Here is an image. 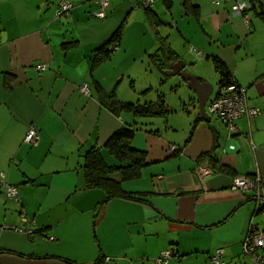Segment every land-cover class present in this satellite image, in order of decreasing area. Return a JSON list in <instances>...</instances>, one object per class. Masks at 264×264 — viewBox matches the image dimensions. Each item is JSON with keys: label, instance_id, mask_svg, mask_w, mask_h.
<instances>
[{"label": "crops", "instance_id": "0c3cea01", "mask_svg": "<svg viewBox=\"0 0 264 264\" xmlns=\"http://www.w3.org/2000/svg\"><path fill=\"white\" fill-rule=\"evenodd\" d=\"M143 1L108 0L98 19L96 0H0V173L19 199L0 186V264H157L165 250L171 251L165 264H211L216 250L224 264H253L242 245L250 223L264 230V206L230 185L234 176L251 175L264 184V19L258 15L264 0L254 7L250 0H154L148 12ZM236 1L245 2L244 15L232 12ZM60 2L72 10L57 16ZM120 26L117 48L93 66L94 50ZM173 33L211 64L212 56L220 58L245 89L247 104L259 108V115L235 121L237 134L229 137L221 122L203 120L198 110L187 111L181 123L170 112L116 116L101 102L140 100L131 95L132 77L125 92L118 87L139 60L153 62L162 83L180 79L167 72L181 59L185 71L212 86L210 102L219 91L214 67L215 83L203 68L190 69L169 41ZM160 37L176 59L163 58ZM37 64L47 67L38 72ZM83 84L89 94L80 91ZM30 124L38 130L35 145L23 142ZM130 124L136 128L131 145L146 151V163L138 178L121 183L130 197L105 201L102 188L86 187L83 156L95 146L112 165L105 143ZM198 167L215 169L199 178Z\"/></svg>", "mask_w": 264, "mask_h": 264}, {"label": "trees", "instance_id": "16d2710c", "mask_svg": "<svg viewBox=\"0 0 264 264\" xmlns=\"http://www.w3.org/2000/svg\"><path fill=\"white\" fill-rule=\"evenodd\" d=\"M250 2L253 4V7L255 3H260L259 0H250ZM258 9V15H260L264 19V6L259 5ZM144 10L148 12L150 10V7ZM122 28L123 27L120 26L108 41L94 50V55L92 57L93 66L110 57L114 50H111L109 46L111 44L118 45L122 33ZM158 40V49L163 52L162 56L166 60V62L169 59H176L178 57L177 54L170 48L166 37H160L158 38ZM156 57L157 53L152 54V61H156ZM212 64L215 72L218 75L219 90L230 84H236L233 76L228 71L225 63L220 58H218L217 56H212ZM162 66L163 65L161 64L159 68H161ZM106 97L111 99V92L107 94ZM101 102L107 107L110 112L114 113L116 116H118L121 112H129L137 117L150 118L158 116L164 118L170 112L161 97L157 101H148L144 103L120 102L115 100L109 102H105V100H103ZM207 113L211 114L208 110ZM218 120L220 119L218 118ZM222 124L224 125V123ZM135 131L136 128L132 124L128 125L127 127H121L117 129L106 141L105 148L115 161L112 165H109L105 162L100 153V150L95 146L90 147L84 153V177L86 187L102 188L105 193V201L114 197H130L129 192L122 189L121 183L125 180L138 178L141 174V170L146 163V151L136 149L131 145V141L134 137ZM176 149V151L180 150L178 148ZM176 151H173L171 153L175 154ZM206 155L209 156L208 158H212V160L214 159V156H212L211 154ZM212 168L210 169L213 171V169L215 168ZM253 176L254 175L245 177ZM262 187L264 188L263 183ZM251 193L254 196V193Z\"/></svg>", "mask_w": 264, "mask_h": 264}, {"label": "built area", "instance_id": "2783aa9c", "mask_svg": "<svg viewBox=\"0 0 264 264\" xmlns=\"http://www.w3.org/2000/svg\"><path fill=\"white\" fill-rule=\"evenodd\" d=\"M154 0H144L141 3V6L144 9L149 8ZM221 0H213V3L219 4ZM99 4L98 10L92 12V16L98 19H102L106 16V8L108 6V0H96ZM73 8V4L70 2H60L58 9L56 10V15H65L68 14ZM231 10L234 14L244 15L247 6L245 2L236 1L232 4ZM245 23L248 25V20L245 19ZM111 50L117 48L116 44H111L109 46ZM47 67L46 64H37L36 71H43ZM80 91L83 94H89V88L87 85L83 84L80 86ZM208 111L211 114H214L218 117L222 123L226 126L229 136L237 134V127L235 121L239 118L246 117L252 118L260 114L258 107H250L247 104L246 91L245 89L237 86L236 84H230L226 87H223L219 90L218 94L209 102ZM39 140L37 128L30 124L24 136L23 142L29 145L37 144ZM177 147L172 146L171 150H175ZM213 171L210 168H201L196 169V175L199 178L201 176L211 175ZM0 186H3L6 190L8 198L19 202L18 194L16 187L10 184H7L4 181V174L0 173ZM231 190L239 191H251L254 193V198L256 201L257 207L261 205L264 206V188L262 187V182L258 175L253 177H237L235 176L232 179L230 185ZM21 221L24 225L28 224V219L25 215L21 214ZM10 230L19 232V233H32L31 228L27 226H7ZM52 240V238H49ZM242 252L245 256L249 257L253 264H264V230L258 229L253 223H250L247 235L242 245ZM171 256L170 250H165L160 253L159 257L155 260L157 264H165ZM211 264H224L221 261V251L216 250L210 257Z\"/></svg>", "mask_w": 264, "mask_h": 264}, {"label": "rangeland", "instance_id": "374dc122", "mask_svg": "<svg viewBox=\"0 0 264 264\" xmlns=\"http://www.w3.org/2000/svg\"><path fill=\"white\" fill-rule=\"evenodd\" d=\"M190 25L191 27L193 26L192 21ZM178 40L179 39H176V35L174 33L171 34V40L169 41L173 43L172 46L178 47L179 53L184 54V59L191 61L190 69L195 68L197 70L199 69V67L200 69L203 68L202 74L206 76V79H211V82L215 83L216 73L213 70V64H211V62L209 61H206V59L204 58L205 56L199 53L193 43L184 42L183 45L182 43H179L181 41ZM125 66H127V63H125ZM126 70L128 71V73L125 74V81H123V83L118 86L119 90L122 89V91L125 92V90L128 89L129 86V78H133V86H130L129 89L133 92L131 93V95H133L135 98L137 96L139 97L140 100H138V102L143 103L152 100L157 101L161 97L166 107L170 111L169 115L171 116V119L176 118L178 121H181V123H184L185 118H187V115H189L187 111H190V114H194L193 112H195V110H198L195 97H192V95L189 93L188 88L180 79L175 76H171L166 77L164 82L162 83L159 81V72L155 69V67H153V62L149 60H139L133 65L132 69L129 70L126 68ZM149 86H151V88L146 93H144L142 91V88H147ZM124 114L130 113L124 112ZM208 115L211 117L212 122L220 124L221 121L218 120L215 115ZM177 137H182V134L179 133ZM137 139L140 140V137L137 136ZM112 161L114 162L113 159L108 162Z\"/></svg>", "mask_w": 264, "mask_h": 264}, {"label": "water", "instance_id": "95a60500", "mask_svg": "<svg viewBox=\"0 0 264 264\" xmlns=\"http://www.w3.org/2000/svg\"><path fill=\"white\" fill-rule=\"evenodd\" d=\"M185 63L183 60H179L174 64H170V70L167 72L168 75H178L182 82L188 89L195 95L196 104L200 117L203 120H208L209 115L206 112L205 107L207 106L211 93L212 86L206 83L200 77L189 73L184 70ZM212 100V99H211ZM208 107V106H207ZM259 208V207H257Z\"/></svg>", "mask_w": 264, "mask_h": 264}]
</instances>
